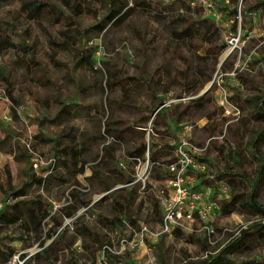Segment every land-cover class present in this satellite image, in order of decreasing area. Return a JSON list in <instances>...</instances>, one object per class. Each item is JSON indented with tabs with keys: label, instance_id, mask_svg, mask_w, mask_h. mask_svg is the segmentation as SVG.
<instances>
[{
	"label": "rangeland",
	"instance_id": "374dc122",
	"mask_svg": "<svg viewBox=\"0 0 264 264\" xmlns=\"http://www.w3.org/2000/svg\"><path fill=\"white\" fill-rule=\"evenodd\" d=\"M24 2H31L33 5L40 3L43 6L38 13L26 14L21 9ZM108 3H111L114 10L121 11L119 18L117 17L113 22L107 18ZM207 3H211L212 7H207ZM67 4L75 6L77 14H72ZM247 5L251 7L253 4L248 3ZM260 8L264 11L262 6L247 10L255 12V15L240 14L235 26L233 14L235 9L237 14L240 12V0H8L2 4L0 7V29H5L10 33L11 41L15 46L8 49L4 56L0 55V184L5 181V165L9 167L16 186L26 182L27 173L45 175L47 166L43 165L38 170H32L25 155L27 151L24 141L29 135L35 137L36 140L46 132L71 128L70 131L76 135L83 129L92 135L93 140L97 143L98 151L86 154L84 173L77 174L74 178H67L65 183L55 185L51 189V194L54 196L53 200L62 201L70 185L77 182L84 190L82 191L83 197L89 199L90 204L99 201L105 194L102 190V183H97L95 180L90 183L87 178L92 166L99 169L94 163L98 158L100 147L108 139L110 140L111 135L116 134L119 129L118 125L126 123V126H129L130 122L136 118L135 113L143 110L144 105L133 102V100L137 101L144 97L155 102L152 97L161 91L159 87L161 83L157 84L158 78H161V72L165 71L174 78L167 82V87L172 85L176 89L173 91L172 98L182 95V91L179 89H184L182 86L184 79L181 82L179 80L182 79L181 74L188 62L187 65L190 66L188 82L196 90L208 84H212V87H218V83L227 85L228 80L225 79L227 74L221 68L220 61L229 50L228 39L232 33L240 31L242 38L247 34L250 35V38L242 44L240 50L236 49L227 56V60L230 59V62L226 65V70L232 65L233 69L236 65L239 70L233 80L245 82L246 78L247 81H254L264 87V73H262L264 69L261 70L257 65L256 71L253 70L256 66L254 47L259 45L257 47L259 49L260 45H264L260 38L261 19L264 13ZM190 13H192L191 16H189ZM187 16L199 21V23L190 26L189 34L183 32L185 25L181 20ZM99 20L100 22H98ZM70 25L86 29V37L80 42L64 39L61 31ZM173 30L179 33V39L176 40ZM213 31L217 36L213 45H209V42L203 44L197 42L200 40L199 38H203ZM78 44L84 45V48L92 49L90 62L84 67L76 66L72 59L73 50ZM22 46L30 47V56H33V59L39 63L36 69L27 66L30 65L28 61L20 60L24 57ZM219 48H221L220 51ZM96 50L99 51V55L94 53ZM175 51L177 53H171ZM217 51L218 53H216ZM29 57L27 56V58ZM245 63L246 65H244ZM162 64H167L168 70ZM242 68L251 71L241 74ZM200 69L204 73L203 76L210 75L211 78L209 80L202 79ZM144 77L147 79L150 77L148 83L145 82ZM141 78L143 84L139 83ZM117 79H120L118 85L121 87L120 89L108 85L109 80ZM149 87H152V90H149ZM59 88L60 93L58 92ZM55 90L56 92H54ZM55 93L62 94V98L67 103L69 102L68 108L71 114L67 122L50 120H54L52 96ZM148 93H151L152 97H149ZM71 96L75 99L73 104H71ZM82 100L86 107L81 111L77 109V106ZM158 103H154V106L151 107H145L144 113L148 118L151 117V112ZM209 113H211V104L204 101L201 103L200 109H196L197 117L204 114L209 115ZM81 114L84 116L83 119H81ZM155 119L160 120L159 114L155 116ZM252 122L254 127L250 129L246 124L251 125L249 116L247 114L239 115L237 123L239 126H243V133L248 134L244 140L241 139L244 143L248 141L251 132L257 133L256 121L252 120ZM103 125H109L112 129L109 135H103ZM236 125L230 126L224 135L228 136L230 130L237 131ZM222 132L220 131L218 134H222ZM127 133H129L128 136L130 135L127 138V141L131 142L130 147L124 146V151L117 153L120 157L132 155L129 151L134 148L132 142L138 143L146 139V137L143 139L139 133ZM189 139L191 140V138ZM37 140L35 145L37 151L46 157H56L57 160V156L54 155L55 151H51L48 142L43 144L42 138L41 142ZM207 140L209 139L206 138L201 143L191 141L201 145ZM152 141L150 139L149 142L151 148H153ZM212 141L216 140L210 139L209 145ZM38 142L42 145L37 144ZM113 148L116 149V147ZM207 151L203 155L205 161ZM152 156L151 150L150 157ZM141 157L143 161L147 159L145 154ZM159 157V163H164L173 156L168 152L160 154ZM229 160L231 163L237 164L231 154L217 158L216 165H209L206 161L208 168L204 174L207 173L216 180L224 179L228 176L224 168H226L225 165H229ZM238 161H240L239 165H242L240 168H243V172H245L246 181L243 180L244 185H242L239 183L241 180L237 178L235 180L239 181L236 186L238 184L241 188L240 191H243H239L238 195H242L244 198L242 193H247L250 190L251 181L254 180V165L255 163L258 165V160L254 159V154L248 153L241 154ZM60 171L61 169H57L53 173ZM165 173L163 167H153L146 184L149 183L152 188L154 185L157 187L158 184H155L152 177L165 175ZM101 175L103 183H111L112 189H119L123 186L117 182L118 178L115 175L108 176L109 178L105 177L104 173ZM202 185L213 187L216 184L213 181L207 183L205 181ZM124 186L125 189L134 191L131 214L133 219L138 221V225L135 226L132 233L129 230L122 232L116 228L109 236L114 245L118 244V239L125 237L128 241L135 243V246L133 249L126 247V250L118 256L117 261L108 259L109 264L116 262L119 264H161L165 261L172 262V259L175 263L178 258L184 257V255L191 260H196L209 254L211 257L228 258L232 264H264V239L245 238L238 243L240 244V248L236 249L238 251H234L235 248L231 247L228 250L231 252H224L232 241L241 237L243 231L255 222L259 215L254 212V208L239 204L232 214L220 217L215 224L216 233L211 239L212 245L207 242L205 235L201 232L184 234L179 237L162 236L160 239L154 240L149 237H141L138 228L142 224L150 230H155L159 222L157 213L162 212L161 208H157L153 204L150 194L142 189L141 182H130ZM236 186L234 188L237 192ZM25 190L32 191L31 187L27 186ZM152 198L155 200L154 196ZM6 203H8V199H5L0 191V206ZM256 203L264 207V193L258 195ZM87 207H80L79 212L85 214L86 223L101 236L106 232L105 228L97 221L98 210L104 211L106 215L121 216L117 212V208L112 207L109 200L99 201L98 207L92 206L89 209ZM64 223L69 224L70 219L64 220ZM261 234L264 235V232ZM244 245H246V249L243 248ZM205 248L208 250L207 253L203 251ZM35 249V247H31L27 250L31 252ZM98 253L96 258L91 260V257L84 254L79 242L76 244L73 255L76 258V264H96ZM162 258L163 261L160 262ZM19 262L15 255L9 264H18Z\"/></svg>",
	"mask_w": 264,
	"mask_h": 264
},
{
	"label": "trees",
	"instance_id": "16d2710c",
	"mask_svg": "<svg viewBox=\"0 0 264 264\" xmlns=\"http://www.w3.org/2000/svg\"><path fill=\"white\" fill-rule=\"evenodd\" d=\"M7 1L8 0H0V7ZM248 3H251L253 5L250 7L247 5ZM240 5V14L246 16L249 12L247 11L249 8H259L260 6L264 8V0H240ZM42 6L43 4L40 3L33 5V3L31 2H24L21 5V9L26 14L31 12L38 13L41 10ZM68 8L70 9L72 14H77V8L75 6L68 5ZM262 13H264V11H262ZM106 14L107 18L110 19V22H113L117 17L119 18V16L121 15V11L114 10L111 3H108ZM191 15L192 13H190L189 16ZM189 16L181 19L185 25L183 32L186 34H189L188 32L191 25L199 23L198 20H194ZM233 16V24L236 26L238 16L236 9ZM98 22H100V20ZM173 32L176 40L179 39V33H176V31L174 30ZM213 32L203 38H199L200 40H198L197 42L202 44L204 42H209V45H213L217 37L215 35V32ZM86 34V29H81L74 25H70L66 29L61 31V35L64 39L77 42H80V40L84 39L86 37ZM12 46L15 45L11 41L10 33L5 29H0V55L4 56L8 49H10ZM29 48V46H22V55L24 57H22L20 60L28 61V64L30 65L27 66H32L36 69L38 67L37 64L39 63L35 59H33V56H30L31 54L29 52ZM220 50L221 48H219V51ZM216 53H218V51ZM27 56L30 57L27 58ZM91 56L92 49L90 47L84 48V45L82 46L78 44L75 50H73L72 59L76 66L84 67L90 62ZM224 67L225 63H222L221 68ZM189 71L190 66L185 65L184 70L181 74L182 78L184 79V83L182 84V86H184V89L187 88V77ZM199 72H201L200 74L202 75V79L209 80L211 78L210 75L208 77L203 76L204 73L201 69L199 70ZM119 80L120 79L109 80L108 85L112 88L114 86L116 87V89H120L121 87L118 86L120 84ZM139 83L141 82L139 81ZM134 86L137 87L138 85ZM149 90H152V87H149ZM165 90L166 89L163 87V92ZM54 92H56V90ZM58 92L60 93V88ZM150 94L149 97L151 96ZM52 98V105L54 108L53 121L59 122L61 120L62 122H67L71 114L68 108L69 102L67 103L66 100L62 98V94L58 93H55ZM70 100L71 104H73L75 101L73 96H71ZM202 102V99H197L196 109H200ZM152 106H154V103ZM261 117L262 116H259V114L254 115V118H256V120L260 119ZM147 119L150 120V118ZM154 121L155 118L151 121V125L154 124ZM70 130L71 128H69L68 130H60L58 136L60 140H57L56 143L59 145L60 142L64 141L66 143V146L63 148H54L53 151H55L54 155L57 156V160L56 157H53L54 163L53 165H48L45 168V175H34L27 173L26 182L20 186H16L9 167L7 165L4 166L5 181L0 184V191L5 196V199H8V203L1 206L0 208V264H9L15 255H17V258L19 261H21V264H76V258L73 255V252L76 249L74 243L77 239L80 240V246L84 254L91 257V260H94L96 258V254L100 251L101 247L104 244H112L109 235L116 228H119L122 232L129 230V232L132 233L135 230V226L138 225V221L133 219L131 214V206L134 202V191L125 189L126 187L124 186L125 184L130 182L134 183L132 167L133 164L131 162H128L126 170L117 168L116 162L121 157L114 154L115 148H113L118 144V140L121 139L119 138V136L120 133H123V131H116V134L114 136L111 135L110 140L108 139L101 145L98 158L94 163V165H97L99 169L95 168V166H92L90 174L87 178L90 183H92L93 180H95V182L97 183H102V190L103 192H105V194L101 196L99 201L109 200L112 204V207L117 208V212H119V214L121 215L120 217L114 214L106 215L104 214V211L98 210L97 221L102 227L105 228L106 234L102 236L98 235L84 220L85 214L79 212V209L82 206H88L87 209L92 206L98 207L99 201L90 204V200L85 199L82 195V191L84 190L79 185V183L75 181L74 184L70 185L68 191L63 197V200L60 201L62 202V204L56 210L52 209V201L56 200H53L54 196H52L51 194V189L55 185L67 182V178H74L77 174L84 173L85 157L87 156V153L91 152L90 149L84 150L81 148L79 150H76V135ZM111 132L112 129L109 125H103L104 136L109 135ZM141 137L144 139L143 134H141ZM34 138L35 137H32L34 142L33 145L35 147L36 140L38 139L37 141L41 142V139L40 137H37L36 140ZM143 141L138 142L134 146L133 150L130 151L132 155H123L122 157H141V155L144 154L146 139ZM40 142H38L37 144H39ZM92 142L96 143V141L94 140H92ZM150 152L151 149L149 151V160L155 163L158 162V164H154L152 168L160 166L164 169V166L162 165L163 163H159V159H155L154 153L153 156L150 157ZM25 155L28 158L30 164V156L28 155V153H25ZM129 163L130 165H128ZM57 169H61V171L58 173H53ZM102 173H104L105 177L115 175L118 178L117 182H120L121 184H123V186L119 189H112L113 185L111 183H103L101 175ZM165 177H167V172L165 173V175H154L152 179L160 181ZM242 177H244V179H238L242 182H235L225 179L229 189L235 190L234 187L238 182L244 185L243 180L246 181L245 172L242 173ZM256 181L260 182L261 179L257 177ZM26 186L31 187L32 191L27 192L25 190ZM149 187L150 185L148 183L144 191L150 194L151 199L153 200V204L158 208V201L157 199L154 200L152 198L153 194L151 193V191H149ZM236 188L238 191L232 194L229 200L227 199L226 201L220 203L219 206L221 214L229 215L233 213L236 207H238L240 204L247 205L249 208H254V212L258 213L259 216H257L255 222H253L249 228L243 231V235L241 237H238L227 246L224 252L228 251L231 247L238 249L239 247H236V245L245 238L249 239L250 237H256L259 239H264V235L261 234L262 232H264V222H262V220H264V207L256 203L258 194L256 191L257 187L256 185H254V180L251 181L250 190L247 193H242L244 194V198L242 197V195H238L239 191L241 190L238 184ZM65 219H70V223L64 224ZM141 225L142 224L139 225L138 230H140ZM15 240L21 243L20 249H16L13 245L10 244ZM245 246L246 245H244L243 247L244 249H246ZM31 247L36 248L32 254L21 251ZM203 251H205L206 253L208 252L206 248L203 249ZM107 257L110 260L112 259L113 261H116L115 259L118 256L107 255ZM218 258H221V256L211 257L209 254L205 255L204 258L196 260L189 259L185 262V264H213ZM161 261L162 260L160 259V262ZM115 264H117V262Z\"/></svg>",
	"mask_w": 264,
	"mask_h": 264
},
{
	"label": "crops",
	"instance_id": "0c3cea01",
	"mask_svg": "<svg viewBox=\"0 0 264 264\" xmlns=\"http://www.w3.org/2000/svg\"><path fill=\"white\" fill-rule=\"evenodd\" d=\"M256 43V41H254ZM259 45L254 47V63L256 66L254 67V71H256L257 65L260 66L261 70L264 69V45H260V48L257 49ZM257 49V50H255ZM171 53H176V52H171ZM240 53V52H239ZM227 54L224 55V57L221 59L220 63H225V67L222 68L225 72V79L228 80L227 85H222L223 89L227 93L228 100L230 102V106H220V97H221V92L219 87L213 86L212 84H208L203 88L195 89L192 84H190L188 81L187 77V88L186 89H179L182 91V95L177 97V98H172L173 91L176 90L175 88L170 85V87H167V82L169 80H173L174 78L170 75H168L165 71L161 72V78H158L159 81L158 83H161L159 87L161 88V91L158 92L156 95H154V101L152 100H147L144 97H141L137 101L133 100V102H138V104L144 105L143 110H139L138 113H135L136 118L130 122L131 124L127 127L126 123L125 124H120L118 125V130L117 131H123V133H120L118 140V144L115 146L116 149L114 150V154L117 155L118 152L124 151V146L130 147V141H127V138L130 137L128 136L129 133L127 132H133V134L139 133L143 134L144 137H146L145 134V128H147L148 125V116L144 113L146 111L145 107L149 106L151 107L153 103L159 102V104L155 105V108L153 109V112L158 109L156 115L159 114L160 120L154 121V124L151 125V128L153 129L154 132H156L155 136H152L150 139L151 144H153V148L151 150L154 153L155 159H159L160 154H165L170 152L173 156V149L175 144L179 141L180 137L183 135H187L189 138H191L192 141L196 143H201L203 142L206 138L207 139H215L216 141H212L210 145H208V151H207V159L206 161L208 162L209 165H216L215 160L217 158H222L225 157L227 154L233 155V159L236 161L237 164L231 163L229 160V165H225L226 168V176L224 179L226 180H234L236 182L237 179H241L243 168L242 165H239L238 158H241V154H248L252 153L254 154V159L258 160V165L255 163L254 165V185L257 187V194L259 195L260 193H264V87L262 85H259L258 83L249 82L245 78V82L241 80H233L232 75H229V72L232 70L233 65L226 70L227 66L229 64V60L227 59ZM189 63V62H188ZM186 63V66H188ZM246 65V63L244 64ZM165 66L164 68L168 70L167 64L163 65ZM245 68V67H244ZM242 68V70L244 69ZM250 69H245L241 74H246L247 72H250ZM264 71V70H262ZM264 73V72H262ZM240 74V75H241ZM145 82L148 83V80L150 77L147 79L144 77ZM180 78V77H179ZM156 80V78H155ZM183 80L180 79L179 81L181 82ZM142 78H141V84L142 83ZM174 82V81H173ZM190 84V85H189ZM163 87L166 89L163 92ZM149 96V93H148ZM184 97H186L184 99ZM197 99H202V101L210 103L211 104V113L204 114L203 116H196V103ZM85 104L83 103V100L80 102V104L77 106V109L83 110L85 108ZM234 107H236L241 115L247 114L250 119L251 125L248 123L247 126L251 128L254 127V124L252 120L256 121L257 124V133L254 134V131L251 132L248 136V141L244 143L241 139H245L248 134L243 133V126L237 123V119L233 117V111ZM224 109L230 111V115H227L224 113ZM153 112H151L153 114ZM151 114V115H152ZM255 114H259V116H262L260 119L256 120L254 118ZM155 115V116H156ZM197 117V118H196ZM84 116L81 114V119H83ZM150 118V117H149ZM155 118V117H154ZM53 121L52 119H50ZM237 124V131H232L230 130L228 132V136L224 135V132L230 127L234 126ZM191 125L192 129L187 130L186 126ZM132 130H139V131H132ZM248 128V127H247ZM220 131H223L222 134H218ZM142 132V133H141ZM60 133V130H57L55 132H50V133H43L40 137L42 138V143L46 144L48 142V147H50L51 151L54 150L55 147L57 148H63L66 146V143L60 142L59 145L56 143L57 140H60L58 137ZM200 133V136L198 137V134ZM93 137L92 135H89L86 131H79L76 134V150L79 149H90L91 151L93 150L94 152L98 151L97 143L92 142ZM137 141V140H135ZM217 143V144H216ZM132 144L135 146L137 143L132 142ZM40 145H42L40 143ZM133 146V147H134ZM152 147V146H151ZM47 148V147H46ZM133 150L129 149V151ZM240 155V156H239ZM173 158V157H172ZM171 158V159H172ZM169 159V160H171ZM86 165V164H85ZM224 165V164H223ZM241 171V172H237ZM239 175V176H236ZM246 176V175H245ZM259 177L261 179L260 182H257L256 179ZM244 178V177H242ZM215 178L209 174H204L200 173L199 174V179L198 182L199 184H204L206 181H213L214 182ZM153 181H157L154 180ZM202 186V185H201ZM214 196L215 194L218 193V189L214 188L213 189ZM236 193L235 190H230L229 189V195H228V200L230 199L231 195ZM1 208V206H0ZM159 217V222L157 223L156 229L159 227L161 218H162V212L157 213ZM232 214V213H231ZM230 215V214H229ZM212 216V220L214 224H216L217 220H219L220 217H227L228 215H222L220 212V209L217 211H214ZM65 224V223H64ZM199 222H196L194 224V227H199ZM196 233L194 232H188L187 230L183 229H176L173 231L171 234H164L162 236H183L184 234H192ZM198 233V232H197ZM202 233V232H201ZM203 235V234H202ZM159 237V239L161 238ZM244 240V239H243ZM80 242L79 239H77L74 243V246L76 247V244ZM242 242V240L240 241ZM13 245L16 249H20L21 243L19 241H12L10 243ZM236 245V244H235ZM240 248V244H237L236 247ZM28 250L30 248H27ZM27 249L21 250L28 252ZM235 248L234 251H238ZM34 251L28 252L29 254H32ZM228 252H231L228 251ZM186 257V258H185ZM119 259L118 257L115 259L117 261ZM190 258L184 255V257L178 258V260L173 263L165 261L163 264H185L187 260ZM163 261V258H162ZM162 263V262H161ZM119 264V263H117ZM213 264H232L230 259L221 257L218 258Z\"/></svg>",
	"mask_w": 264,
	"mask_h": 264
},
{
	"label": "built area",
	"instance_id": "2783aa9c",
	"mask_svg": "<svg viewBox=\"0 0 264 264\" xmlns=\"http://www.w3.org/2000/svg\"><path fill=\"white\" fill-rule=\"evenodd\" d=\"M207 7H212L211 3H207ZM248 15H255V12L249 11ZM240 16L238 13L237 18ZM260 38L261 43H264V16L261 19ZM241 33L234 32L228 39L227 45L229 50L227 55L232 51L241 49L242 44L250 38L247 34L244 38ZM99 55V51H95ZM239 69L237 66L229 72V75L236 76ZM221 92L220 106H230L227 93L223 89L221 83H218ZM233 117L239 118L240 112L234 107ZM158 109H156L150 117L147 128H145L146 144L144 154L146 160L142 157L119 158L117 160V168L121 170L127 169V163L131 162L133 165V182H141L142 189L146 188V182L149 181V175L154 164L149 160L150 144L149 139L156 135V132L151 128V121L154 119ZM224 113L230 115V111L224 109ZM187 130H191L192 126L187 125ZM32 136L24 141L26 151L30 156V165L33 170L40 169L39 167L53 165V157H46L41 155L33 145ZM209 145V140L203 144L193 143L185 134L180 137L173 149V158L168 162L163 163L167 177L160 181H154L158 184L156 187H149L155 199H157L159 207L162 210V218L160 225L155 230H150L147 226L141 225L139 233L141 237H149L151 239H158L161 235L171 234L176 229L187 230L188 232H202L205 235L207 242L212 245L211 239L216 233V226L213 222L212 214L214 211L220 209V203L226 201L229 195V187L226 180H214L216 184L213 187L199 184V174L205 173L208 164L203 155ZM202 185V186H201ZM217 188L218 193H213V189ZM62 202L52 201V209L56 210ZM67 220V219H65ZM199 222V227H194V224ZM264 222V220H262ZM135 243L128 241L125 237L118 239V244H104L99 253L96 264H109L107 255L120 256L127 248L133 249ZM21 264V261L19 262Z\"/></svg>",
	"mask_w": 264,
	"mask_h": 264
}]
</instances>
